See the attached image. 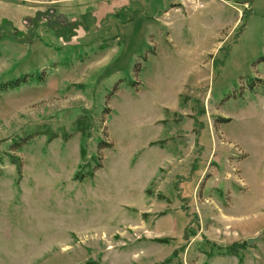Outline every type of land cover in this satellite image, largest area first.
Listing matches in <instances>:
<instances>
[{
	"label": "rangeland",
	"instance_id": "374dc122",
	"mask_svg": "<svg viewBox=\"0 0 264 264\" xmlns=\"http://www.w3.org/2000/svg\"><path fill=\"white\" fill-rule=\"evenodd\" d=\"M225 1L0 0V264H264V0Z\"/></svg>",
	"mask_w": 264,
	"mask_h": 264
},
{
	"label": "trees",
	"instance_id": "16d2710c",
	"mask_svg": "<svg viewBox=\"0 0 264 264\" xmlns=\"http://www.w3.org/2000/svg\"><path fill=\"white\" fill-rule=\"evenodd\" d=\"M54 20L56 23L51 24L52 21H47L48 22L47 25L50 26L52 28V30L55 31L57 36L62 37L66 41H69L70 37L74 34L73 32H74L75 28L78 27L79 22L78 21H67V19H65V18L61 19V17L58 15L54 17ZM58 20H62V21H64V23L61 24ZM9 28H10V25L8 24V22H4V24L2 26H0V34L3 33V31L9 32ZM29 38L30 37H27L26 39L29 40ZM27 77H28L27 75H24L22 77L13 79L9 82L0 84V91L20 86L22 83L27 81ZM262 80L263 79H261V78L257 79V82L264 83V80L263 81ZM117 89H118V85H116L114 87L113 91L115 92ZM219 120L227 122L230 119L220 117ZM79 124H82V123H79ZM79 128H78V130H82V131L84 130V128L82 126ZM56 137H57V134L54 133L53 135H51L50 139L51 138L53 139ZM25 140H29L28 137ZM18 146H20V145H15L14 148H19ZM110 146H111V143L107 144V143H104V141H101L99 144L100 148L110 147ZM87 175H92V172L88 173ZM77 177H78V179L82 180L85 176L82 174H78Z\"/></svg>",
	"mask_w": 264,
	"mask_h": 264
},
{
	"label": "crops",
	"instance_id": "0c3cea01",
	"mask_svg": "<svg viewBox=\"0 0 264 264\" xmlns=\"http://www.w3.org/2000/svg\"><path fill=\"white\" fill-rule=\"evenodd\" d=\"M199 1H201V6L203 7V4H205V2H207L208 4H216L217 2H219V0H208V1H205V0H199ZM182 2L183 3H185V0H182ZM226 2H228V0H226L225 2H223V3H226ZM221 3H222V0H221ZM220 5V4H219ZM171 7H166L163 11H162V13L164 12V11H168V12H170V11H172V9H170ZM194 8V7H193ZM197 10H199V9H202V8H199V5H197V7H195ZM164 16H165V14H164ZM159 17V16H158ZM157 17V18H158ZM165 18H167L166 16H165ZM171 33V32H170ZM169 43H171V40L169 41ZM172 44V43H171ZM223 141V140H222ZM217 155V154H216ZM221 155H223L222 153H221Z\"/></svg>",
	"mask_w": 264,
	"mask_h": 264
},
{
	"label": "water",
	"instance_id": "95a60500",
	"mask_svg": "<svg viewBox=\"0 0 264 264\" xmlns=\"http://www.w3.org/2000/svg\"><path fill=\"white\" fill-rule=\"evenodd\" d=\"M29 20H30V19H29ZM254 241H255V238H249V239H248V243H249V244L253 243Z\"/></svg>",
	"mask_w": 264,
	"mask_h": 264
}]
</instances>
